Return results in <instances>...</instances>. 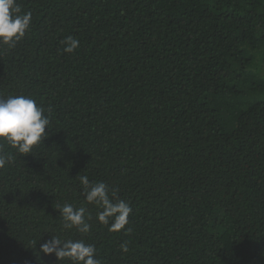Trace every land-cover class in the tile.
I'll list each match as a JSON object with an SVG mask.
<instances>
[{
	"label": "trees",
	"instance_id": "16d2710c",
	"mask_svg": "<svg viewBox=\"0 0 264 264\" xmlns=\"http://www.w3.org/2000/svg\"><path fill=\"white\" fill-rule=\"evenodd\" d=\"M16 2L32 22L0 44V98L50 124L30 154L2 150L0 264H69L40 253L51 236L102 264H264V0ZM78 175L130 204L125 230L97 222ZM64 203L88 233L63 228Z\"/></svg>",
	"mask_w": 264,
	"mask_h": 264
},
{
	"label": "clouds",
	"instance_id": "9594fccd",
	"mask_svg": "<svg viewBox=\"0 0 264 264\" xmlns=\"http://www.w3.org/2000/svg\"><path fill=\"white\" fill-rule=\"evenodd\" d=\"M32 13L22 12L16 0H0V44L14 46L30 29ZM65 45L64 52L72 53L79 46V40L68 36L61 41ZM50 120L45 115V109L26 95H9L0 98V169L14 159L12 154L5 156V145L21 155L30 154L45 137ZM83 186V195L89 204H96L101 209L96 215L99 224L107 226L111 233L125 230L132 213L130 204L119 199L104 182H90L86 175H78ZM111 192V195H110ZM60 213L64 229H76L86 234L91 230V219H86L85 207L75 208L72 204L64 203L54 207ZM130 232V229H127ZM127 234V232H126ZM123 252L128 251L127 242L121 244ZM45 256L54 255L58 261H68L69 264H102L96 256V248L83 240H62L59 236H51L39 248Z\"/></svg>",
	"mask_w": 264,
	"mask_h": 264
}]
</instances>
